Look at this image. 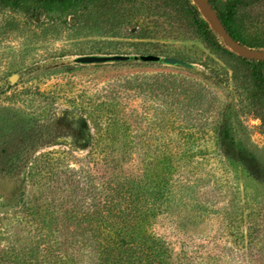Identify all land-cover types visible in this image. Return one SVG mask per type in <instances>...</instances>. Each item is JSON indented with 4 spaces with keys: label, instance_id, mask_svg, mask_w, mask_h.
<instances>
[{
    "label": "rangeland",
    "instance_id": "obj_1",
    "mask_svg": "<svg viewBox=\"0 0 264 264\" xmlns=\"http://www.w3.org/2000/svg\"><path fill=\"white\" fill-rule=\"evenodd\" d=\"M74 23L68 15L0 11V159L6 149L14 157V170L0 171V264L11 243L37 236L20 194L38 213L70 206L84 193L76 185L86 189L79 170L99 177L104 162L92 159L109 151L129 154L132 174L149 162L171 169V197L153 229L180 252L181 264H264V127L225 63L198 40L174 34L160 40L162 48L196 71L139 61L75 64L76 55L151 46L85 36Z\"/></svg>",
    "mask_w": 264,
    "mask_h": 264
},
{
    "label": "trees",
    "instance_id": "obj_2",
    "mask_svg": "<svg viewBox=\"0 0 264 264\" xmlns=\"http://www.w3.org/2000/svg\"><path fill=\"white\" fill-rule=\"evenodd\" d=\"M208 1L233 40L264 49V0ZM3 10L47 18L68 15L73 28L85 36L147 40L150 50L142 53L184 59L163 49L160 40L174 34L196 39L225 63L233 83L248 98L251 115L264 127V60L230 50L191 0H0ZM101 156L92 159L93 165L104 162L105 172L99 177L90 169L79 170L86 181L84 191L75 187L84 192L81 204L79 199L70 206L62 201L38 213L34 201L25 202L20 194L17 203L29 212L25 224L37 236L23 245L11 243L3 254L7 264H181L180 252L153 229L171 197V169L149 162L136 175L130 170L134 164H127L129 154L119 157L109 151ZM13 158L6 149L0 171L14 170ZM25 159L27 174L34 173L35 167Z\"/></svg>",
    "mask_w": 264,
    "mask_h": 264
},
{
    "label": "water",
    "instance_id": "obj_3",
    "mask_svg": "<svg viewBox=\"0 0 264 264\" xmlns=\"http://www.w3.org/2000/svg\"><path fill=\"white\" fill-rule=\"evenodd\" d=\"M200 3V11L202 16L209 23L211 29L217 33L224 43L229 47L230 50L236 52L238 55L243 58L252 59V60H264V49L255 50L247 48L240 43L236 42L231 38V36L226 31L225 27L221 23L217 13L213 9L212 5L208 0H198ZM128 61H139V62H150V63H159L168 66L181 67L186 70L196 71L197 67L185 59L168 56V55H159L153 53H134V54H83L76 55L71 58V62L75 64H102V63H111V62H128ZM16 76L12 75L10 81H15Z\"/></svg>",
    "mask_w": 264,
    "mask_h": 264
}]
</instances>
